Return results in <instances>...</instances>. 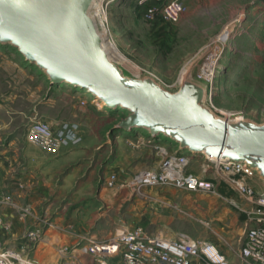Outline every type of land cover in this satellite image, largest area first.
<instances>
[{
  "label": "rangeland",
  "instance_id": "obj_1",
  "mask_svg": "<svg viewBox=\"0 0 264 264\" xmlns=\"http://www.w3.org/2000/svg\"><path fill=\"white\" fill-rule=\"evenodd\" d=\"M186 5L187 2L181 16L187 11ZM202 9L205 14L195 29L187 27L189 35L205 32L219 39L224 30L231 28L223 45L225 50L213 64L212 81L202 80L198 74L208 65L211 53L222 45L221 41L205 43L198 50V42L176 36V23L144 21L140 16L143 7L131 0H113L106 10L104 7L108 37L121 55L118 65L129 73L151 76L174 92L182 70L195 60L194 79L207 87V93L212 91L204 100L205 106L264 123V0L208 1ZM213 16L218 21L215 24ZM125 116V111L107 109L83 90L51 84L17 48L0 44V185L28 212L24 221L15 219L12 229L0 235L4 249L19 251L45 264H49L46 260L63 264L57 251L67 246L83 263L85 256L80 255V249L90 239L108 240L120 230L137 226L163 236V203L157 200H163V187H149L139 195L126 183L133 175L131 167L153 165L157 148L162 146L158 144L169 142V151L175 145L162 136L151 138L142 129H115ZM33 121L53 128L63 124L76 126L81 141L56 153L35 147L27 140ZM139 134L147 138L138 142ZM125 163L128 169L122 173L118 167ZM189 168L197 169L198 164L190 162ZM112 172L124 177L115 187L107 188L104 179ZM250 177L258 178L254 172ZM220 187L219 196L189 191L192 195L184 200L178 227L186 233H196L199 227L193 220L198 212L205 213L203 205L208 203L216 208L213 213L223 205L231 207L240 216L237 226L242 224L245 215L222 198L224 192L228 198L238 193L226 181H221ZM173 191L170 189L169 193L182 198L180 192ZM226 224L236 239V232L231 229L237 226L231 225L230 218ZM24 225L28 229L42 228L45 242L29 243L23 238ZM229 262L241 264L238 251L233 262ZM107 264L117 261L107 260Z\"/></svg>",
  "mask_w": 264,
  "mask_h": 264
},
{
  "label": "water",
  "instance_id": "obj_2",
  "mask_svg": "<svg viewBox=\"0 0 264 264\" xmlns=\"http://www.w3.org/2000/svg\"><path fill=\"white\" fill-rule=\"evenodd\" d=\"M93 1L0 0V44L17 48L51 84L70 85L107 109L125 111L115 129L145 130L206 160L247 163L264 184V123L228 119L205 106L207 87L193 77L195 60L174 92L121 68L90 14Z\"/></svg>",
  "mask_w": 264,
  "mask_h": 264
},
{
  "label": "built area",
  "instance_id": "obj_3",
  "mask_svg": "<svg viewBox=\"0 0 264 264\" xmlns=\"http://www.w3.org/2000/svg\"><path fill=\"white\" fill-rule=\"evenodd\" d=\"M106 7L113 0H104ZM136 6L143 7L141 18L153 24H175L184 11L187 0H131ZM228 119H236L232 113L216 112ZM74 127V128H71ZM63 124L53 128L50 124L33 121L27 130L28 142L49 152H59L65 147L80 143L81 135L76 126ZM159 162L152 167H143L132 175L126 186L135 194L143 195L149 187L172 186L188 191L215 194L216 184L211 179L201 178L188 171L190 153L186 150L170 153L166 148H157ZM212 172L222 176L243 199L244 205L234 204L246 217L249 227L245 232L244 243L239 251L241 264H264V189L255 191L247 183L253 169L247 163L220 158L208 160ZM117 173H110L104 179L107 188L117 185ZM123 185V184H121ZM28 212L19 206L0 185V235L13 227V221H24ZM42 228L28 229L24 225L23 238L37 244L46 237ZM64 259L63 264H83L77 261L76 253L69 247H60L57 251ZM80 255H90L97 264H107L114 258L117 264H230L219 249L207 241H196L185 232H178L173 238H164L160 234L147 232L137 226L124 229L104 241L90 239L80 249ZM0 264H45L28 258L21 252L4 249L0 238Z\"/></svg>",
  "mask_w": 264,
  "mask_h": 264
},
{
  "label": "crops",
  "instance_id": "obj_4",
  "mask_svg": "<svg viewBox=\"0 0 264 264\" xmlns=\"http://www.w3.org/2000/svg\"><path fill=\"white\" fill-rule=\"evenodd\" d=\"M208 1L217 2L219 0H187L186 1L187 11L180 17L178 22H176L175 24L176 25V28H175L176 36L185 37L187 39L189 38L193 41L198 42L199 43L198 50H202L204 46L203 44L205 43L214 42L215 40H216L215 43H217V41L220 40L218 39L217 35L208 34L205 32H201L199 35H196L195 32H191L190 35L187 33V31H189V29H187L188 26H190L194 30L197 25V22L203 18L205 14L204 11L206 10L202 8L206 6V2ZM212 19L214 21V24L218 22L214 18V16L212 17ZM233 27H235V23H234V26L232 25V28ZM229 31H231V28L229 29ZM215 37L216 39H214ZM146 138H147L146 136H142L139 134V137H137L136 139L138 140V142H143L144 139ZM168 143L169 142L167 143L163 142V144L160 143L158 145H162L170 153L179 152L177 149V145L175 144H174L175 146H173L174 150L169 151L170 146ZM154 160L155 161L151 163L153 165H149L150 167L158 164L159 156L156 155ZM193 161L198 164V168L197 169L189 168L188 171L198 177L213 180L216 184V189H217L214 195L215 196L221 195L220 194L221 193L220 191L221 181L225 183V179L222 176L216 175L215 173L212 172L211 164L203 156L190 155V162H193ZM142 167H145V166H140L139 164H137L131 167L129 171H131V173L134 174ZM125 169H128L126 163L118 167V170L122 173H124ZM123 177H124V174H122L120 177L118 176L117 183ZM247 183L255 191L260 192L264 189V184L259 178L250 177L248 178ZM170 189L174 190L173 194L176 192H180V194H182V198L178 199L175 195L173 196L171 193H169ZM222 194L225 195L222 198L226 201H229V204L232 207H234V204L244 205L243 199L241 198L239 194L235 195V197L230 196L229 198L226 196V192ZM191 195L192 193H190L186 189H178L172 186H163V200L159 198L157 200H160L163 203V237L164 238H173L176 235V233L184 232L182 228L178 227V221L181 220L180 213L183 212V208L186 203V201L184 200H186V198H188ZM203 207H205L206 209L205 213L201 214L200 212H198L196 218L193 220L195 223H198L197 225L199 229H197V232L194 234H189V233L187 234H189L196 241L211 242L219 249V251L222 254L225 255V257L228 260L233 262V258H235L237 251L239 255L240 248L242 247L244 243L245 232L247 228L249 227V223L246 217H245V220L242 222V224L237 226L240 216L237 213V211L232 210L231 207L223 205L219 207L220 209L215 213H213V211L216 210V208H213V206L211 208V205H209V203L207 206L203 205ZM229 218L232 222L231 225L235 224L237 226L235 229H231L232 231L236 232V239L233 236V232H230L227 229L228 225L226 224V221ZM200 225L202 226L205 225L206 228H203ZM40 256L41 255H39V257ZM84 256H85L84 257L85 262H83V264H97L94 262L92 256L90 255H84ZM90 257L92 259L88 260V258ZM40 258L43 259V256H41ZM40 258L38 259L41 260ZM113 259L114 258L108 259V262ZM46 261L49 264H52V261L50 260H46ZM40 262L44 263L45 261L41 260Z\"/></svg>",
  "mask_w": 264,
  "mask_h": 264
},
{
  "label": "bare ground",
  "instance_id": "obj_5",
  "mask_svg": "<svg viewBox=\"0 0 264 264\" xmlns=\"http://www.w3.org/2000/svg\"><path fill=\"white\" fill-rule=\"evenodd\" d=\"M106 5L107 4L105 3L104 0H94L92 5H91V8H90V14L94 17L96 25H97V29L100 32V34L102 35V37L104 38V44H105L106 48L110 52L112 58L118 63V61L121 59V55L119 54V52L114 47V45L111 42V40L109 39L108 30H107L106 24H105L107 20H106V16H105V12H104V7ZM229 35H230V31H229V29L228 30L226 29L219 36V39H220L222 45L219 46L218 48H216L215 51L212 52L211 55L209 56L208 65H206L205 69H203L200 72V79L207 80V81H212V77L214 76L213 64L215 63V61L218 58L219 54L221 52H224V51H222L224 49L223 45L225 43H227V41L229 39ZM211 94H212V91H209V93H207V96H210ZM42 242L44 243L45 239Z\"/></svg>",
  "mask_w": 264,
  "mask_h": 264
}]
</instances>
